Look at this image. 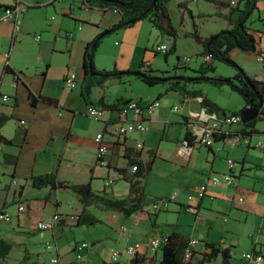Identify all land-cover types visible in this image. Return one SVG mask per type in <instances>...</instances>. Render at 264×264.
Returning <instances> with one entry per match:
<instances>
[{"label": "crops", "instance_id": "1", "mask_svg": "<svg viewBox=\"0 0 264 264\" xmlns=\"http://www.w3.org/2000/svg\"><path fill=\"white\" fill-rule=\"evenodd\" d=\"M22 1L29 6L34 5L21 14L20 31L14 40L13 23L11 21L0 23V135L10 140L7 142L0 137V172L5 174V179H8L4 185L0 184L2 185L0 186V210L8 211L10 193L14 200L16 197H20L19 200L26 198L24 196L26 188L33 187L31 183L33 175L56 172L61 181L70 182L68 180L73 179L78 180L77 183L91 182L94 191L107 192L105 190V186H108L107 180L102 187L95 185L97 179L101 178L98 169H105L107 176L117 173L120 179L125 180L119 173V168H126L128 175L132 176L134 171L130 164L131 160L151 162L150 168L143 177L148 180L156 167L157 160L161 159L164 166H161L163 170L159 173L164 180L170 182L171 187L167 194L158 192L155 198L168 197L172 192H178L177 199L162 211L168 213L172 210L178 215L194 213L197 223L204 208H215L219 205L214 199L231 201L234 206L237 205L245 209L247 213L256 215L253 230L249 234L251 246L248 252L264 253V155L262 151L260 154L257 150L260 148L255 146L257 141L263 140L261 135H264V127H257V122L261 119H257L253 128L250 126L249 129L245 127L233 130V125H224L223 133L217 135L219 139L216 138L211 147L197 142V132L190 125L191 122L200 121V116L194 117L195 113H202L204 109L210 108L213 110L211 113L219 119L229 113L223 110L222 115H219L218 109H215L213 103L203 94L200 84L202 81L192 82L191 78L197 77L199 73L196 72L197 69H194L193 73L187 72L190 68L189 57L188 61H184V58L180 59L178 56L179 60L172 66H170L169 55L165 54L164 59L159 57L161 52H156L154 45L160 40L170 43L171 41L162 37L159 29L149 18L128 27H120L104 38L96 46L95 67L98 70L113 68L117 71L140 70L155 76L181 78L161 81L153 85L157 87L154 90V96L146 97L144 93H139L136 98L135 78H133L137 76L135 74L128 73L121 77L110 78L101 85L94 84L91 87V99L95 105L99 100L107 104L117 103L114 109H107L102 119H94L88 115L89 103L84 96V85L91 80L85 75V51L87 45L98 34L121 20V14L115 10L103 12L98 7H94L97 3L90 6L84 0H72L70 3L68 0ZM223 1L226 5L219 8V14L228 17V26L225 29H230L233 27L232 19L235 20L238 16L236 11H233L238 0H234L236 4H232L233 0ZM15 2L16 0H0V6L12 5ZM187 2L189 0H186ZM145 20H148L149 24ZM248 27L256 41V50L248 53H253L255 57V52L264 47V30L254 29L249 25ZM195 30L203 38H209L217 33L202 35L197 28H194L188 34L191 35ZM37 34H40L39 40L35 38ZM198 45L201 47L199 52L205 56L204 63L200 60L199 68L213 65L212 62L216 59L203 52L202 43L198 42ZM235 49L240 48L232 49L230 56ZM6 51L10 52L9 65L18 77H15L14 73L5 72L7 59L4 53ZM69 71L79 74V84L73 89L67 87L64 81ZM244 73L251 77L248 73ZM85 78L87 81L83 83ZM254 79L261 85L264 84V75L256 76ZM175 80L181 81V85L200 94L195 97L184 96L180 91L171 89V81ZM31 93L37 97L50 98L52 101L38 100L33 104L29 98ZM3 94H8L10 99L4 101ZM155 99H159L160 106L150 117L149 129L146 132L134 131L125 136H118L112 132L114 122L120 119L119 111L123 105L133 101L150 102ZM204 101L208 106L204 105ZM247 104L245 99L240 111ZM175 106H180V109L176 111ZM21 119H25L27 124H21ZM101 132H107L106 139L109 143L105 164L97 157L98 147L95 138ZM236 134H247L252 138V145L237 142ZM254 134H259V137L255 139ZM138 143H142V147H138ZM229 159L237 163L233 170L234 184L227 185L224 182L218 185L209 184L203 198L189 200L188 195L201 189L210 175H222L231 171ZM245 177L250 179V184L246 185ZM10 178L17 179L16 187L10 184ZM113 183L112 181L110 185ZM18 186L21 187L17 193ZM144 187L147 196L151 194L146 186ZM41 191L38 195L31 197L36 206L39 204L46 206V203L51 201L53 192L59 190L44 187ZM129 191L130 184L128 193ZM60 198L59 194L56 202L53 201L57 209L55 213H60L64 217L52 228L51 234L56 239L59 238L57 232L60 235L65 226H75V221L65 216L79 214L83 207L76 194L75 210L64 214L60 210L62 207ZM149 203L150 201L146 203L143 211L135 212L133 220H130L131 216L128 218L131 224L129 233L132 230V234L127 235L123 244L124 248L127 244H131L130 238L134 232L137 238L135 242H143V248L137 255L138 264L158 263L159 249L154 250L147 245L148 240L157 235L169 236L173 232H178L187 240L193 237L200 239L192 259L197 264L202 260L203 254L209 250L206 246L207 242L221 243L222 247L229 246L222 240L213 239L210 236V230L206 233L204 230H199L200 235L197 236L190 230L179 229L180 223L172 224L174 228L168 232L162 228L156 229L158 225L163 224L160 223L162 211L155 213L149 211ZM191 204L196 205L194 211L188 209ZM93 209L95 210L93 205L88 207L91 213L94 212ZM34 212L32 210L31 214ZM21 213L18 218L19 225L23 216ZM146 216L149 217L150 225L145 222ZM259 217H262L261 223L258 222ZM27 224H32L31 219ZM124 227L127 229L126 226ZM149 229L152 234L147 233ZM0 238L11 242L12 249L17 244V241L11 239L8 234L1 233ZM76 244L70 250L74 253L67 252L62 255L59 250H56L59 257L58 264H94V262L95 264H111L112 249L106 247L101 250L95 246L94 250L90 251L88 246L83 250L82 258L77 259ZM117 244L119 245V242H116ZM10 253L6 258H0V264L8 261ZM91 255H94V259H91ZM220 261L219 255L212 263L219 264ZM231 263L237 264L233 263V259ZM243 264L247 262L243 260Z\"/></svg>", "mask_w": 264, "mask_h": 264}, {"label": "rangeland", "instance_id": "2", "mask_svg": "<svg viewBox=\"0 0 264 264\" xmlns=\"http://www.w3.org/2000/svg\"><path fill=\"white\" fill-rule=\"evenodd\" d=\"M71 1L72 0H68V3ZM167 6L172 24L177 30L176 51L168 54L170 57V66L179 60L177 58L178 56H180V59L189 57L190 61L188 62V65H190V68L187 72L193 73L194 69L199 68L200 60L204 63L205 56L199 52L201 47L198 45V41H196L192 34V36L188 34V32H192L194 28H197L202 35H210L211 33H216L225 29L228 26L229 19L224 14H219L220 7L217 4L208 0H189L187 3L186 0H170L167 2ZM243 6L244 3L241 1L240 8ZM94 7L97 8V6ZM240 8L236 11V15L238 14V16ZM54 14L56 15V13ZM137 22H140V20ZM145 22H148L149 24L148 20H145ZM247 24L254 27V29L264 30V0H256V9L249 15ZM104 38L102 40H104ZM172 41H174V38H171V43ZM252 54L253 53H248L242 49H235L230 58L238 66L227 63L223 60H215L212 62L215 66L214 71H210L207 75L231 79V82L235 85L241 86L242 83L235 78L239 71H241L240 68L252 78L264 75V64L257 61ZM164 55L165 53H161L159 57L164 59ZM133 78H135V98L139 93H144L147 95L146 97L151 95L154 96V90L157 88L156 86L148 85L137 76ZM231 82H226L222 85H215L209 81H202L200 83L203 88V94L213 103V107L218 109L219 115H222L223 110L229 114L231 112H240L242 105L245 103L244 94L236 89ZM131 88L132 87H130V89ZM257 124L258 128L264 127V120H259ZM245 127L248 129L250 128V126L241 122L233 125L232 129L234 130ZM253 136L256 139L259 137V134H254ZM261 137H263L262 141L264 143V135H261ZM257 150L260 154L262 151V154L264 155L263 150ZM161 166L163 167L164 163L161 159H158L156 167L153 173L149 176V179L146 180L145 178H142V182L146 186L147 191L151 193L148 194L146 199L147 202L150 201L148 208H151V201L155 199V195H157L158 192L167 194L170 191V182L164 180L161 177L162 174L159 173L163 170ZM98 173L101 175V178L97 179L95 185L102 187L106 180H111L114 183L105 186L107 194L112 195L115 198L127 196L129 183L120 179L119 174L111 173L110 176H107L105 169H98ZM0 174L4 177L2 183V185H4L8 179H5V174H2L1 172ZM68 181H70V183H77L78 180L70 179ZM245 183L246 185L250 184V179L245 177ZM13 186L16 187V185ZM20 187L21 186L17 187V193L20 191ZM40 192H42L41 189L38 190L33 187H27L24 193L26 198H23V200H19L20 197H16V200H14L12 193L9 195L8 212L12 215V221L0 224V235L1 233L4 235L8 234L11 239L17 241V244L13 246L8 261L5 264H58L53 261L54 257H58L56 250H59L62 255L67 252L74 253L73 251H70L71 247L75 243H81L83 241L88 243L90 251L94 250L95 246H98L101 250L106 247L112 250L124 249L123 244L127 235L132 234V230L129 233L131 224H129L128 218L130 216L127 217L125 214L119 213L113 209H103L99 203H95L93 205L95 208V210L93 209V213L100 219L99 222L89 225L65 226L60 235L58 234L59 232H57L59 238L56 239L51 234L53 228V216L57 210L54 202H56V198L60 194L62 205L60 210L64 214L67 212H73L75 210V202L77 201L76 193L69 190L54 191L51 201L46 203V206L40 204L36 206V203L31 197L38 195ZM173 194L178 196V192H172L169 195L172 196ZM214 200L216 204H219L216 205V207L219 208H204L197 223L195 221L196 218L194 213L189 212L184 213L183 215H178L177 212H172V210L168 213L162 211L160 223L163 224L158 225L156 229L162 228L166 230L165 232H168L174 228L172 224L175 225L176 223H180L181 225H179V229L185 231L190 230L195 232L197 236L200 235L198 234L199 230H204L205 233L210 230V236L213 237V239L216 241L222 240L231 246L233 263L243 264L242 253L248 252L250 249L251 238L249 234L253 230L256 215L247 213L245 209L240 208L237 205L234 206L231 201L222 200L220 198ZM19 205H23L27 209L21 213L23 215L21 218V225L18 224V218L20 215L18 209ZM29 208L30 211H28ZM32 210L35 211L33 214H31ZM134 218L135 213L131 215L130 220H133ZM148 218L149 217L146 216L145 222L147 225H150ZM29 219H31L32 224H27ZM39 221L48 223L49 228L40 229L36 227L35 225ZM258 222H262V217H259ZM122 225L126 226L127 229H121ZM147 227L149 228L151 226ZM147 233L152 234L150 229ZM136 239L134 232L132 238H130V243H135ZM116 242H119V245H116ZM48 244H51V249L47 248ZM161 255L162 250L160 248L158 250V259H162ZM91 259H94V255H91ZM160 259L157 264H160ZM212 262L213 261L202 263L200 260L199 264H213ZM95 263L96 262H94V264Z\"/></svg>", "mask_w": 264, "mask_h": 264}, {"label": "trees", "instance_id": "3", "mask_svg": "<svg viewBox=\"0 0 264 264\" xmlns=\"http://www.w3.org/2000/svg\"><path fill=\"white\" fill-rule=\"evenodd\" d=\"M170 0H156L153 8L147 12V9L150 7L153 0H84L86 4L93 6V3H97V7L101 9L103 12L116 10L121 14V20L115 24L113 27L106 29L105 31L98 34L93 41H91L86 48L85 57H84V67L87 68V74L91 80L87 81L85 78L83 80L84 85V96L86 97L89 106L94 105L93 100L91 99V87L94 84H103L110 78L113 77H121L124 74H128L129 71H122L120 74L115 68L113 69H102L98 70L94 65V70L92 71L94 74H91V71L88 69V62L90 59L91 48L94 42L98 45L101 40L118 29L120 27H128L136 23L137 21L145 18H149L155 27L159 29L162 37L170 39L174 38V41L171 43V47L168 55L171 52L176 51V37L177 30L173 26L169 10L167 7V2ZM217 4L219 7L226 5V2L223 0H208ZM243 1L244 6L240 8V2ZM34 5V4H32ZM30 5V6H32ZM182 5V4H181ZM29 6V7H30ZM240 8V13L238 18L235 20L232 19L231 23L233 25L230 29H223L216 34L211 35L209 38H203L200 36L195 30L192 35L194 38L203 44L204 53L212 56V58L216 60H223L227 63L238 66L231 58L230 51L236 47L242 49L246 52L255 51L252 46V42L250 41L249 34L250 29L247 25V20L243 22L247 14H251L256 9V0H238L236 6H234L233 11H237ZM146 12V13H145ZM145 13L144 16L142 14ZM136 19L135 22H130V20ZM248 19V18H247ZM119 27V28H120ZM112 30V32L104 34ZM94 64V62H93ZM240 68V67H239ZM215 67L213 65L200 67L196 70L199 75L194 77L192 82H201L206 81L204 78L209 77L207 81L212 82L215 85H222L226 83V78H222L220 76L213 77L208 76L207 74L210 71H214ZM240 72L236 75V79H238L242 85H235L233 82L232 85L240 90L244 95L250 94L251 90L247 82H245V77H249L247 74L243 72L240 68ZM5 72L14 73L15 77H18V74L12 69L9 63L5 64ZM153 78L140 77L145 83L150 86L156 85L161 81L156 79L157 76L151 75ZM244 77H243V76ZM199 78V79H197ZM251 82L254 85H260V82L252 77H249ZM189 79V77H187ZM181 81L175 80L171 81L170 88L180 91L184 96H197L200 93L196 91H191L185 87V85L180 84ZM264 85V84H263ZM31 103L35 104L38 100L43 101H52L50 98H46L43 96H35L34 94H30L29 96ZM247 101V99H246ZM96 105H99L103 108L114 109L117 106L115 104H107L103 100H99ZM204 105L208 106L207 102L204 101ZM238 113V112H232ZM261 116L256 118L250 122L245 123L248 126L253 128L255 125V121L257 119L264 120V106L262 107ZM4 141L9 142L7 138L0 135ZM218 136H215L217 138ZM219 139V138H217ZM132 166L137 165V170L134 171L132 176L128 175L126 168H119V173L123 176L125 180H127L130 184V191L126 197L115 198L112 195L107 194V192H96L94 191L91 182L86 183H70L67 181H61L58 179L57 173H46L41 175H33L31 177V183L34 188L41 189L44 187H50L53 190H69L76 193L79 196V199L83 205L82 210L79 214H77V219L75 221V225H89L95 224L100 221V219L88 210V207L94 205L95 203H99L103 209H113L118 211L119 213L125 214L127 217L131 216L137 211H143L144 206L147 202V194L145 192V185L142 182V178L145 177L148 168H150L151 162H142L141 160H135L130 162ZM187 239H185L180 233L173 232L168 236L167 242L161 246L162 250V259L161 264H197L192 259L185 260L184 253L185 249L188 245ZM206 246L208 247V251L203 254L202 263H208L216 260V258L220 255L221 261L219 264H232L231 263V248L230 246L222 247L221 243H213L207 242ZM12 249V243L0 238V258L4 259L10 253ZM77 264V263H73ZM133 264H138L137 257L133 259Z\"/></svg>", "mask_w": 264, "mask_h": 264}, {"label": "built area", "instance_id": "4", "mask_svg": "<svg viewBox=\"0 0 264 264\" xmlns=\"http://www.w3.org/2000/svg\"><path fill=\"white\" fill-rule=\"evenodd\" d=\"M232 4H236V1H232ZM29 7L28 4L23 2L22 0H16V2L12 5H5L0 6V23L11 21L14 26L13 31V40L16 38L17 33L20 31L21 27V14L26 11V9ZM116 11V10H115ZM37 40L40 39V34H37L35 37ZM154 49L156 52L161 53H167L170 50V42L160 40L154 45ZM9 55L10 52L6 51L4 53L5 58L7 59V63H9ZM257 61L264 64V47L257 50L254 54ZM184 61H188L189 58H184ZM65 85L69 88H75L79 84V74H77L74 71H69L64 78ZM2 98L4 101H8L10 99V96L8 94H3ZM160 106L159 99H155L150 102H143L141 101H133L130 103H126L120 108L119 111V120L114 122L113 126V133L118 136H125L131 132L139 131V132H146L149 129V120L152 114L155 112V110ZM180 109V106H175V110L178 111ZM107 110L99 105H91L88 108V115L94 119L100 120L103 118L104 113ZM130 116L132 118H130ZM200 116V117H199ZM194 117H199L200 121L195 123L191 122V128L193 130H196L197 132V138L196 141L199 142L201 145H205L208 147H211L216 138L215 136L222 134V127L224 125L231 126L235 124H239L242 122V117L240 113H230L224 116V118L219 119L214 114L209 112L207 109H204L202 113H195ZM20 123L23 125L27 124V121L25 119H21ZM107 132H101L99 133L95 141L97 143L98 147V153L97 157L99 161L105 164V156L108 154L109 150V143L107 141ZM236 141L240 143H244L248 146L252 145V138L246 135L236 134L235 136ZM255 146L257 148H260L264 150V144L262 141H257L255 143ZM138 147H142V143H138ZM1 150V147H0ZM229 166L230 170L229 172L223 173L222 175H210L206 181L205 185L202 186L201 189L198 191L192 192L188 195L189 200H195L196 198L200 199L205 196V194L208 191V185H218L221 183H226L227 185H233L235 176H234V168L237 165V163L233 159H229ZM132 170H137V165L132 166ZM4 177L0 174V184L3 183ZM10 184L16 185L17 179L10 178L9 179ZM111 180L107 181L106 184L110 185ZM177 199V195L173 194L172 196L168 197H161V198H155L153 201H151V208L149 207L148 210L155 213L160 212L162 210H165L169 207L171 202L175 201ZM19 212H23L26 210V208L23 205H19L18 207ZM188 209L194 211L196 209V205L191 204L188 206ZM77 214H69L66 215L65 218H69L71 220L76 221ZM63 215L60 213H55L53 216V222L52 227H54L56 224H58L62 219ZM12 221V215L4 209L0 210V224L3 222H10ZM37 227L40 229H48L49 224L43 221H39L37 223ZM122 229H126L124 226H122ZM168 240V236H152L148 240V246L151 247L154 250H158L161 248L162 245H164ZM200 244V239L198 238H192L189 239L188 245L185 249L184 253V259L190 260L193 258L194 253L196 251V247ZM143 242H135L131 244H127L123 250H115L113 249L111 252V264H133V259L137 257L139 251L143 248ZM88 247V243L83 241L81 243H77L75 246L76 251V257L77 259L82 258V252L84 249ZM48 249H51V244L47 245ZM242 259L247 262V264H264V253L260 251H249L244 252L242 254ZM54 262L59 263V258L54 257Z\"/></svg>", "mask_w": 264, "mask_h": 264}, {"label": "water", "instance_id": "5", "mask_svg": "<svg viewBox=\"0 0 264 264\" xmlns=\"http://www.w3.org/2000/svg\"><path fill=\"white\" fill-rule=\"evenodd\" d=\"M156 3V0H153V2L151 3L150 7L147 9V12L149 10H151L154 6V4ZM146 13V12H145ZM145 13L142 14V16L145 15ZM249 13L247 14V16L245 17V19L243 20V22H245L247 20V18L249 17ZM136 19H132L130 20V22H135ZM120 27V25L118 26V28ZM112 32V30H109L108 32H105L104 34H107V33H110ZM249 38H250V41L252 42V46H253V49L256 50V45H255V37L252 33L249 34ZM96 42H94V44L92 45V48H91V54H90V59H89V62H88V69L89 71H91V74H94L92 71L94 70V54H95V50H96ZM120 74L122 73L119 72ZM129 73L131 74H135L137 76H140V77H146V78H153L152 76H150L147 72L145 71H140V70H135V71H129ZM87 74V68H85V75ZM177 78H181V77H178V76H157L156 79L160 80V81H168L170 79H177ZM194 78V77H193ZM191 78V79H193ZM199 79V78H197ZM209 77H206L204 78V80H208ZM226 82H231L232 80L231 79H225ZM245 81L251 86V88L253 89L254 93H255V98L258 100V102H255V99L254 98H249L250 95L247 94V95H244L246 98H248V104L240 111V115L242 117V122L243 123H247V122H250L252 120H254L255 118H257L259 115H260V111L264 105V95H260L258 93V91H256V88L255 86L253 85V83L251 82L250 78L249 77H245ZM209 112H213L212 109L210 108H207ZM196 138V137H195Z\"/></svg>", "mask_w": 264, "mask_h": 264}, {"label": "flooded vegetation", "instance_id": "6", "mask_svg": "<svg viewBox=\"0 0 264 264\" xmlns=\"http://www.w3.org/2000/svg\"><path fill=\"white\" fill-rule=\"evenodd\" d=\"M246 82V81H245ZM249 85V84H248ZM254 85V84H253ZM255 86V88H256V91H258V93L260 94V95H264V85H254ZM249 87H250V90H251V93L249 94L250 95V97L249 98H254L255 99V102H258V100L255 98V93H254V91H253V89L251 88V86L249 85ZM245 99H247V102H248V98H246L245 97Z\"/></svg>", "mask_w": 264, "mask_h": 264}]
</instances>
